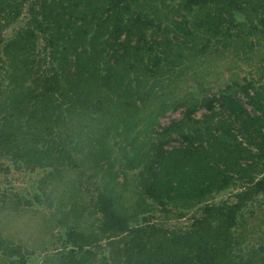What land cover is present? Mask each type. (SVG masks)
I'll return each mask as SVG.
<instances>
[{
	"label": "trees",
	"instance_id": "obj_1",
	"mask_svg": "<svg viewBox=\"0 0 264 264\" xmlns=\"http://www.w3.org/2000/svg\"><path fill=\"white\" fill-rule=\"evenodd\" d=\"M172 1L0 0V157L56 172L106 164L87 214L97 223L68 225L54 264H264V0ZM228 50L258 53L257 74L176 96L189 62ZM113 160L136 180L126 203ZM21 250L0 236L11 264H26Z\"/></svg>",
	"mask_w": 264,
	"mask_h": 264
},
{
	"label": "rangeland",
	"instance_id": "obj_2",
	"mask_svg": "<svg viewBox=\"0 0 264 264\" xmlns=\"http://www.w3.org/2000/svg\"><path fill=\"white\" fill-rule=\"evenodd\" d=\"M177 1L173 0L171 3L175 4ZM26 18L24 12L16 22L8 25L2 31L4 37L13 34L15 28L22 25ZM42 45L43 43L39 41L37 44L39 51ZM0 55H2L1 46ZM202 57L203 59L199 62H187V69H183L182 73L174 78V83H170L172 87L177 88L175 91L177 97L190 92L196 97L204 93H217L226 82H231L235 77L248 78L257 74L258 53L252 55L251 59L237 57L230 50L211 52ZM182 110L183 107H177L175 110L168 109L159 117L160 125L168 124L172 118H180ZM201 111L202 109L196 112L195 116L199 117ZM60 137L62 138L63 135L57 134L53 139L58 140ZM174 144L176 141L171 142V145ZM117 154H120V151H116L114 157H117ZM104 167H106L105 162L102 169H96L94 161L89 159L82 164L79 163L73 169L62 168L59 172L54 171V166L35 167L31 170L1 156L0 199H3L4 204L0 202V236L22 248L21 251L26 255V264H54L56 254L68 252L69 245L64 244L68 225L85 230L90 221L97 223L96 213L89 217L87 214L93 210L92 201L95 199L96 190L104 186L102 185ZM111 168L117 184L123 181L121 173L123 169L127 175L126 186L117 187L116 190V196L123 195L126 203L128 202L126 197H131V189L136 187L133 172L129 169L125 170L123 163L118 160H113ZM231 191L232 189L221 191L215 196L214 201L230 198ZM71 202H74L73 206L77 212L66 218L67 216L61 215L59 205L62 203L65 208H70ZM147 203H150L149 200ZM152 213L161 218L155 204ZM58 220H61L63 224L58 223ZM185 223V219H170L164 224L180 226ZM51 234L53 239L51 238L50 243ZM57 237L59 238L56 239ZM11 259L13 258L0 251V264H11Z\"/></svg>",
	"mask_w": 264,
	"mask_h": 264
}]
</instances>
